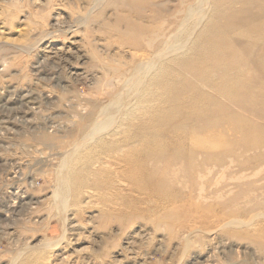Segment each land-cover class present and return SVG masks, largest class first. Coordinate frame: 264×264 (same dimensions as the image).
<instances>
[{"label": "rangeland", "instance_id": "rangeland-1", "mask_svg": "<svg viewBox=\"0 0 264 264\" xmlns=\"http://www.w3.org/2000/svg\"><path fill=\"white\" fill-rule=\"evenodd\" d=\"M201 3L0 0V264H264V0Z\"/></svg>", "mask_w": 264, "mask_h": 264}, {"label": "bare ground", "instance_id": "bare-ground-1", "mask_svg": "<svg viewBox=\"0 0 264 264\" xmlns=\"http://www.w3.org/2000/svg\"><path fill=\"white\" fill-rule=\"evenodd\" d=\"M204 1H206V0H202V3H201V6L202 5H204L203 4V2ZM200 7V6H199ZM202 9H203V6L201 7ZM201 9V10H202ZM190 10V13H192V11H193V9L192 8H190L189 9ZM194 12V11H193ZM189 13V12H188ZM49 35H51V34H49ZM179 35V33L178 34H176L173 38H174V40L176 39V37ZM50 37V36H49ZM139 71V70H138ZM134 82V78H133V80L132 81H130L129 83H128V85H127V87L126 88H128V90H130L132 87H130L131 85H132V83ZM133 102L132 101H129L128 103H127V105H125V107H124V104L123 105H121V108H126V106H127V108H130V107H132L133 106ZM109 111V110H108ZM114 111L115 110H113L112 112H108V114L110 113V115L111 116H114L115 114H113L114 113ZM112 113V114H111ZM94 129V128H93ZM100 135V134H99ZM87 140H91V139H87V138H84L81 142H80V145L78 144V146L80 147L81 146V144H83L85 141H87ZM93 140V139H92ZM77 148V147H76ZM76 151V150H75ZM75 151H72L70 154H69V157H71L72 156V154H74L75 153ZM77 153V152H76ZM69 163V162H68ZM67 177H68V174H67V171L66 170H63V171H61L60 173H59V175H58V189H57V191H56V200L57 201H59L60 202V197H61V194H63V188L65 187V185H66V179H67ZM66 182V183H65ZM63 190V191H62ZM56 206L58 207V208H62V207H64V202L62 203V201H61V203H58V204H56ZM66 229V227L64 228V230ZM62 239H64L63 238V236L58 240V241H56V242H54V243H52V246H51V248L53 249V248H57L58 246H59V242H61L62 241ZM50 247V246H49ZM41 250V249H40ZM39 250V251H40ZM31 251V250H30ZM36 251V250H35ZM42 251V250H41ZM30 257V256H29ZM20 258V257H19ZM44 259V258H43ZM38 263V262H37ZM39 264V263H38Z\"/></svg>", "mask_w": 264, "mask_h": 264}]
</instances>
